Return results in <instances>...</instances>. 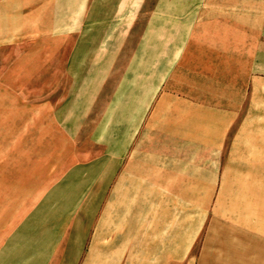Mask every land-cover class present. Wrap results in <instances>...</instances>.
<instances>
[{
  "label": "crops",
  "instance_id": "1",
  "mask_svg": "<svg viewBox=\"0 0 264 264\" xmlns=\"http://www.w3.org/2000/svg\"><path fill=\"white\" fill-rule=\"evenodd\" d=\"M247 117L264 264V0H0V141L23 119L74 183L53 264L198 262Z\"/></svg>",
  "mask_w": 264,
  "mask_h": 264
},
{
  "label": "rangeland",
  "instance_id": "2",
  "mask_svg": "<svg viewBox=\"0 0 264 264\" xmlns=\"http://www.w3.org/2000/svg\"><path fill=\"white\" fill-rule=\"evenodd\" d=\"M39 88L38 97L42 93ZM17 124V132L12 136L16 142L11 144L9 135L0 141L4 147L0 149V264H26L25 253L29 249L34 264H53L62 246L57 245L56 235L50 237L49 228L55 220L66 216L63 211L74 201L70 197L74 183L64 177L69 167L60 164L55 155L49 159L47 152L35 148L39 145L37 128L24 133L23 119L19 118ZM241 137V147L231 151L226 162L241 161V172L250 168L251 171L225 182L218 199L219 190L214 191L210 218L215 217L213 210L217 218L210 221L205 245L194 264H253V234L236 229H253V165L249 168L245 164L253 160V117L244 119ZM10 145L15 148L9 149ZM232 168L231 172H239ZM27 241L32 245H27ZM200 247H196V254Z\"/></svg>",
  "mask_w": 264,
  "mask_h": 264
}]
</instances>
